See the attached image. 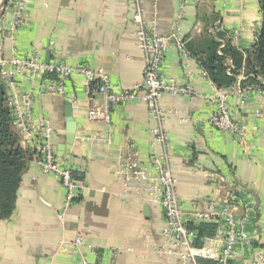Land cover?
<instances>
[{
  "label": "crops",
  "instance_id": "obj_1",
  "mask_svg": "<svg viewBox=\"0 0 264 264\" xmlns=\"http://www.w3.org/2000/svg\"><path fill=\"white\" fill-rule=\"evenodd\" d=\"M259 2L202 0L182 6V0H140L144 18L156 19L162 36L168 38L177 27L187 45L193 46L206 34H222L223 45L228 42L242 52L251 50L259 34ZM133 12L129 0H27L25 23L13 31L16 9L7 3L0 16L2 57L36 52L43 62L86 64L108 75L114 84L132 86L144 70L143 54L133 35ZM219 26L223 31L215 32ZM169 42L164 75L189 83L197 94L193 99L170 95L161 99V106L170 112L164 126L174 147L170 166L179 203L187 216L196 211L217 213L230 193L236 197V214L247 210L244 231L250 244L245 254L264 257V134L255 132L264 129V91L252 87L240 96L241 81L221 89L229 95L232 117L246 127V134L234 140L212 129L208 119L215 107L204 96L212 94L213 88L196 61L182 58L173 40ZM226 65L234 68L231 59ZM187 72L192 74L190 80ZM238 75H244L243 70ZM39 81L41 76L35 83ZM85 85L81 76L68 80L67 95L75 98L74 107L61 96L35 95L33 101L35 114L53 127L56 153L64 142L66 112L71 107L76 131L67 162L82 176L79 197L65 208L59 181L40 173L30 159L14 211L0 220V264H183L156 252L164 224L161 208L145 203L115 178L118 154L127 144H134L142 158L160 148L149 133L154 122L146 106L117 105L108 125L88 122ZM30 88V83L21 82V90ZM94 102L100 104L101 96L95 95ZM212 169L221 177L220 184L207 177ZM77 239L81 240L78 246L74 245Z\"/></svg>",
  "mask_w": 264,
  "mask_h": 264
},
{
  "label": "built area",
  "instance_id": "obj_2",
  "mask_svg": "<svg viewBox=\"0 0 264 264\" xmlns=\"http://www.w3.org/2000/svg\"><path fill=\"white\" fill-rule=\"evenodd\" d=\"M129 2L134 10L133 35L144 60L141 79L129 87L112 83L108 75L97 72L86 64L71 65L57 60L43 62L36 52L26 55L17 53L11 59H5L2 57L3 46L0 44V79L5 89L12 125L19 133L21 144L32 151L33 162L40 173L52 175L59 181L64 190L67 208L79 197L82 185L73 177L74 170L67 159L57 156L55 134L50 122L35 114V95L61 96L74 107L76 100L67 95L66 85L73 76H81L86 83L84 93L88 102L87 121L107 125L111 122L112 111L117 105L142 103L154 122L149 133L153 143L159 144L160 148L142 158L134 144H127L118 154L115 178L126 189H132L135 194L142 196L145 203L161 208L164 224L160 233L161 243L156 252L176 258L183 264H236L242 260L246 264H264L262 255L253 259L244 252V248L250 244L244 231L248 221L247 210L244 214L237 215L236 197L230 193L226 194L222 208L217 213L196 211L188 216L184 214L170 166V154L174 147L164 126L165 117L170 112L161 106V99L164 95L193 99L197 94L189 83L181 84L163 73V64L171 47L170 39L182 58H193L196 61L199 72L213 88L212 94L204 96L215 107L208 125L214 130L232 135L234 140L245 136L246 127L233 119L227 103L229 95L217 89L207 78L200 63L187 49L179 29L174 28L168 38L162 36L158 21L144 18L140 0ZM189 2L198 4L202 0H182L181 4L183 6ZM8 3L16 9L12 25V30L16 31L25 23L23 11L27 0H8ZM216 30L220 32L223 28L219 26ZM223 47L221 45L220 49ZM232 69L234 68L228 67L227 73L230 74ZM39 76L41 81L35 83ZM187 78H192L190 72H187ZM244 78V75H238L237 81ZM21 82L30 83L31 88L21 90ZM249 89L251 88H239L237 93L245 97ZM95 95L101 96L100 104L94 102ZM255 132L264 134V129H255ZM207 177L215 184H220L222 180L214 169L207 173ZM200 223H212L217 228L212 237L202 239V244L197 245L198 231L194 226ZM80 244V239L74 243L76 246ZM81 264L91 263L83 261Z\"/></svg>",
  "mask_w": 264,
  "mask_h": 264
},
{
  "label": "trees",
  "instance_id": "obj_3",
  "mask_svg": "<svg viewBox=\"0 0 264 264\" xmlns=\"http://www.w3.org/2000/svg\"><path fill=\"white\" fill-rule=\"evenodd\" d=\"M259 5L262 14L261 28L251 50L239 51L228 42L220 49L222 34H206L193 46L186 43L191 55L197 59L207 78L217 89L233 86L240 70H243L245 79L240 82V86L251 89L258 87L264 91V0H260ZM228 59L234 64L230 74L227 73ZM32 155L31 151L20 145L0 79V220L8 219L14 211L21 177ZM73 177L77 181L82 179L76 172H73ZM194 227L198 231L197 245L202 244V239L212 237L217 228L212 223H200Z\"/></svg>",
  "mask_w": 264,
  "mask_h": 264
},
{
  "label": "water",
  "instance_id": "obj_4",
  "mask_svg": "<svg viewBox=\"0 0 264 264\" xmlns=\"http://www.w3.org/2000/svg\"><path fill=\"white\" fill-rule=\"evenodd\" d=\"M76 123L72 117L71 107H67L66 112V125H65V138L63 144L58 147L57 156L67 159L70 155L71 148L75 140Z\"/></svg>",
  "mask_w": 264,
  "mask_h": 264
},
{
  "label": "rangeland",
  "instance_id": "obj_5",
  "mask_svg": "<svg viewBox=\"0 0 264 264\" xmlns=\"http://www.w3.org/2000/svg\"><path fill=\"white\" fill-rule=\"evenodd\" d=\"M8 3V0H0V16H1V14H2V12H3V10H4V8H5V6H6V4ZM215 32H218L217 30H215ZM224 38H225V36H223V41H225L224 40ZM221 45H223L222 43H221ZM3 85V84H2ZM14 130L16 131V133L18 134V136H19V133H18V131L14 128ZM19 140H20V136H19ZM20 144H21V140H20ZM33 158V155H32V157H31V159ZM225 196H226V194H225Z\"/></svg>",
  "mask_w": 264,
  "mask_h": 264
}]
</instances>
